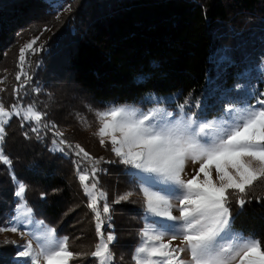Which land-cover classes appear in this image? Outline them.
I'll return each mask as SVG.
<instances>
[{"label": "trees", "instance_id": "1", "mask_svg": "<svg viewBox=\"0 0 264 264\" xmlns=\"http://www.w3.org/2000/svg\"><path fill=\"white\" fill-rule=\"evenodd\" d=\"M26 30L48 32L35 45V61L27 56L31 79L3 104H35L46 113L42 123L54 122L69 144L103 158L97 179L111 204V220L102 232L115 236L113 264H135L144 198L132 172L95 135V110L138 104L153 90L176 93L182 101L199 94L209 79L212 88L246 83L247 74H258L254 65L264 66V0H0V63ZM34 126L20 116L4 125L1 147L11 166L0 162V226L11 221L19 179L27 185L32 214L68 237L69 250L80 254L71 264H98L91 255L98 243L96 221L77 175V166L90 168L91 161L53 145L56 137L47 129L38 137ZM127 192V200L112 203ZM245 198L240 208L230 197L233 227L264 247V179ZM16 252L14 245L1 244L0 264H17Z\"/></svg>", "mask_w": 264, "mask_h": 264}, {"label": "snow or ice", "instance_id": "2", "mask_svg": "<svg viewBox=\"0 0 264 264\" xmlns=\"http://www.w3.org/2000/svg\"><path fill=\"white\" fill-rule=\"evenodd\" d=\"M36 39L20 49L22 73L25 50H38L33 49ZM23 75L25 81L31 79L27 73ZM16 79L20 80L21 74H17ZM237 88H243V85H237ZM14 92L18 94L19 89ZM260 96L264 97V93ZM188 103L186 99L184 104L178 105L177 119H169L174 114L160 107L143 111L131 105H111L104 110H95L100 123L95 135L100 137L101 145L107 138L120 163L147 174L141 178L140 186L145 211L149 216L161 218L162 226L156 221L146 223L133 260L135 264H158L157 257L163 258L160 264H234L237 260L238 264H264L261 242L254 236L245 237L232 231L230 209L231 195L236 196V203L243 208L248 202L245 198L248 190L255 182L264 179V98L258 99L256 104L245 103L243 106L230 101L219 121L196 120L194 115L184 111ZM13 116H20L25 122H35L31 131L38 137L42 128L53 132L56 137L53 145L78 150L75 151L78 157L82 154V158L91 161L90 168L77 166L78 179L89 197L88 207L94 213L96 233L100 238L91 255L97 258L98 264H113L110 245L115 236L111 233L105 236L102 232L105 221L111 220V204L107 202V194L99 190L97 179L101 171L97 165L103 158H93L79 144H69L54 122L42 123L46 113L39 111L35 104L21 107L16 103L9 110L0 102V146L5 135L4 125ZM80 119L87 126L86 120ZM56 150L63 152L65 149ZM189 160L193 164L199 163V168L195 175L185 180L182 173ZM0 162L11 166L2 147ZM213 168L215 180L211 172ZM26 190L25 183L17 182V209L25 208L21 215L29 216L32 208L25 199ZM131 195V192L119 195L112 203L125 201ZM173 209L178 210L179 216L173 215ZM163 221L174 223L163 224ZM24 224L18 215L13 216L10 226L0 227V232H19L21 236L30 237L16 252V257L26 258L25 264H40L41 258L44 264H69L71 259L80 255L69 250L68 237H57L56 230L44 225L43 221L37 222L43 226L39 233L20 231L18 226ZM178 239L181 244L173 247L172 241ZM5 243L15 242L6 240ZM181 253H187L189 260L185 261Z\"/></svg>", "mask_w": 264, "mask_h": 264}, {"label": "rangeland", "instance_id": "3", "mask_svg": "<svg viewBox=\"0 0 264 264\" xmlns=\"http://www.w3.org/2000/svg\"><path fill=\"white\" fill-rule=\"evenodd\" d=\"M27 32H28L27 30L24 31L21 34V37H19L18 41H16L14 44L11 45V47L9 48L7 52V55L5 56V59L0 63V89L3 90V91H0V102L2 103H3L2 99L5 102H8L9 98L13 97V93L14 95L17 94L14 92V89L22 90L23 87H20V86L26 83V81H24L25 79L22 76V74L26 73V68L28 67V62L26 61L27 56L34 58V61H35V58L37 57V54L39 51L37 50L36 52V51H33L32 49L25 50V62L22 66L23 67V73H22V69H21V65L19 61L20 49L24 47L26 44H28L30 41H32L33 39L38 38L36 39V43L33 45V49H36L35 45L37 44L39 45L40 43L39 39H41L42 37L41 35H46L48 31L44 32L43 30L42 31L38 30L36 31V34L34 35L27 33ZM250 53L253 54L252 59L257 57V55L254 54L252 51H250L249 54ZM224 59H225V56H222L220 63H222ZM251 68L252 66L249 67L247 71L249 72ZM253 68H255V71L258 74H256L255 76L252 73L247 74V76L245 77L247 81L246 83L240 82V83H237L231 86H227V85L222 86L221 83L220 84L215 83V87L212 88L211 82H209L210 79L207 80V85L200 91L199 94H196V96H192L190 98H186L189 101V103L185 106V109H184L185 113H187L188 115H194V118L198 121H203V120L219 121L220 118L224 116L223 110L230 101L235 102L240 106H243L245 103L256 104L258 99L264 98L260 96V93H264V75H263L264 66L262 62H259L258 64L254 65ZM17 74H21L20 80L16 79ZM16 83H18L17 86H16ZM237 85H243V88L238 89ZM186 99H183L182 101H180L177 98L176 93H170V92L156 93V91L153 90L151 92L146 93L143 99L138 104L126 103L122 105H131L143 111H147L148 109L153 108V107H160L161 109H164L168 112H172L174 114L173 117H170L169 119H177L179 118L178 105L184 104V101ZM13 104H16V102ZM5 108L10 110V107L7 108L5 106ZM97 124L98 126L96 129H98L100 126L99 121L97 122ZM98 138L100 140V137ZM105 143H109L107 138H105ZM109 145L111 144L109 143ZM126 168L128 171L132 172L138 184L141 186V178L147 174L140 173L137 169L131 168L130 166H127V165H126ZM198 168H199V163L193 164L189 160L185 166L184 173H182V178L185 180L190 179L193 175H195L196 170ZM211 172H212V177L215 180L216 179L215 169L213 168ZM202 178L203 176L201 175V179ZM17 182H20L19 179H16L14 182L15 189L17 187ZM145 186H148V184L146 183ZM229 191L231 192V190ZM14 197L16 199V206H15V210H13L12 218L13 216L18 215L20 220L25 221L24 225L18 226L20 228V231H32L36 233L43 231V226H40L37 224L38 221H42V220L38 219L33 214L29 216L21 215V213L26 211V209L22 207L18 210L17 204L19 203V200L16 196ZM143 212H144L143 219H142L143 229L146 223L150 224L153 221H156L158 223V226H162L161 218L149 216L145 211V206H144ZM231 214H232V211H231ZM173 215L179 216L178 210L173 209ZM12 218H11V221H12ZM11 221L8 225H4L3 227L5 228L9 227L11 224ZM28 221H31V222L28 223ZM162 223L163 224H173L174 222L163 221ZM175 223H177V226H178V222H175ZM44 225H47L49 227L48 224H44ZM232 231L235 233L242 234L239 230L233 227V224H232ZM109 233L113 234L112 232H109ZM109 233L105 234V236H107ZM56 236L59 238H63V236L60 237L57 234ZM243 236L248 237L247 235H243ZM29 238L30 237L28 235L21 236L19 232L13 233L10 231H4V232H0V245L5 243L6 240L14 241L15 243H10V244L14 245L16 247V250L18 251L19 246L23 245ZM99 239L100 238L98 237V242H99ZM139 240H140L139 242L140 244L142 240L141 235L139 237ZM165 242H167V236L165 237ZM180 244H181V241L179 239L172 241L173 247L180 245ZM33 246L35 247V243ZM136 248L137 247H135V249ZM180 255L185 261L189 260V256L187 253H181ZM14 259L17 264H25V261H26V258L16 257V254L14 256ZM156 260L158 261V264H160V262L163 261V258L157 257ZM40 264H44L43 258L40 259ZM69 264H71L70 261H69ZM234 264H238V260L234 262Z\"/></svg>", "mask_w": 264, "mask_h": 264}]
</instances>
